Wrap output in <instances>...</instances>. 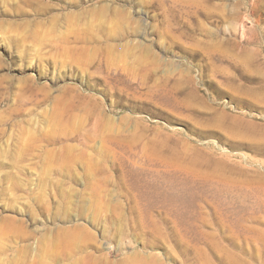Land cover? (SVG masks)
I'll return each mask as SVG.
<instances>
[{
  "label": "rangeland",
  "instance_id": "1",
  "mask_svg": "<svg viewBox=\"0 0 264 264\" xmlns=\"http://www.w3.org/2000/svg\"><path fill=\"white\" fill-rule=\"evenodd\" d=\"M0 264H264V0H0Z\"/></svg>",
  "mask_w": 264,
  "mask_h": 264
}]
</instances>
